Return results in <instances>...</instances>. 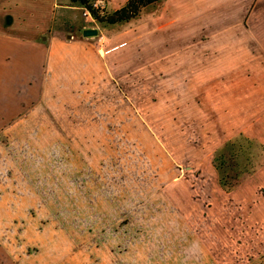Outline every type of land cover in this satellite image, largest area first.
Returning a JSON list of instances; mask_svg holds the SVG:
<instances>
[{
    "label": "rangeland",
    "instance_id": "374dc122",
    "mask_svg": "<svg viewBox=\"0 0 264 264\" xmlns=\"http://www.w3.org/2000/svg\"><path fill=\"white\" fill-rule=\"evenodd\" d=\"M81 16L88 69L0 64V264H264V0Z\"/></svg>",
    "mask_w": 264,
    "mask_h": 264
},
{
    "label": "crops",
    "instance_id": "0c3cea01",
    "mask_svg": "<svg viewBox=\"0 0 264 264\" xmlns=\"http://www.w3.org/2000/svg\"><path fill=\"white\" fill-rule=\"evenodd\" d=\"M103 1L107 11L113 12L129 0ZM81 15L83 9L73 5L71 0H0V64L7 66L6 59L14 56L11 60L13 71L17 72L20 66L19 69L25 72L16 80L41 71L38 61L44 56L46 64L54 63L58 69L82 70L85 66L88 69L93 44L75 39L82 37L80 32L90 28L82 26ZM88 20L95 23L93 18ZM71 31H75V36ZM6 70L11 68L6 67Z\"/></svg>",
    "mask_w": 264,
    "mask_h": 264
},
{
    "label": "trees",
    "instance_id": "16d2710c",
    "mask_svg": "<svg viewBox=\"0 0 264 264\" xmlns=\"http://www.w3.org/2000/svg\"><path fill=\"white\" fill-rule=\"evenodd\" d=\"M98 0H71V3L90 12L92 18L106 26L127 24L138 18L146 7L156 5L167 0H129L122 8L108 12L95 9L94 3Z\"/></svg>",
    "mask_w": 264,
    "mask_h": 264
},
{
    "label": "water",
    "instance_id": "95a60500",
    "mask_svg": "<svg viewBox=\"0 0 264 264\" xmlns=\"http://www.w3.org/2000/svg\"><path fill=\"white\" fill-rule=\"evenodd\" d=\"M79 35L83 38L95 37L98 35V31L96 29H85Z\"/></svg>",
    "mask_w": 264,
    "mask_h": 264
},
{
    "label": "built area",
    "instance_id": "2783aa9c",
    "mask_svg": "<svg viewBox=\"0 0 264 264\" xmlns=\"http://www.w3.org/2000/svg\"><path fill=\"white\" fill-rule=\"evenodd\" d=\"M93 7H94L95 9H102V7H101V5H100V3H99L98 1H96V2L94 3ZM83 15H84V17H85L86 19L92 18L90 12L87 11V10H85V9H83ZM93 20H94V19H93ZM94 21H95V20H94Z\"/></svg>",
    "mask_w": 264,
    "mask_h": 264
}]
</instances>
